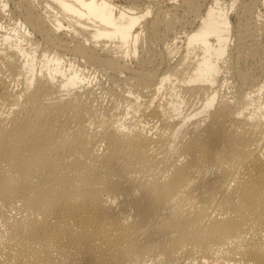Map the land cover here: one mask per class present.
<instances>
[{
  "label": "bare ground",
  "instance_id": "1",
  "mask_svg": "<svg viewBox=\"0 0 264 264\" xmlns=\"http://www.w3.org/2000/svg\"><path fill=\"white\" fill-rule=\"evenodd\" d=\"M122 1L0 0V264H264V0Z\"/></svg>",
  "mask_w": 264,
  "mask_h": 264
},
{
  "label": "rangeland",
  "instance_id": "2",
  "mask_svg": "<svg viewBox=\"0 0 264 264\" xmlns=\"http://www.w3.org/2000/svg\"><path fill=\"white\" fill-rule=\"evenodd\" d=\"M175 1H176V0H175ZM177 1H178V0H177ZM226 1L229 2V3L231 2V0H226ZM116 3H117L118 5H120V4H125L122 0H116ZM263 12H264V11H262V13H263ZM263 15H264V14H263ZM159 48H161V47H157V49H159ZM91 71H92V70H91ZM91 71H90V73H91ZM103 78H104V79H103ZM105 79H106V78L103 76V77H102L103 86H104V88L107 87L106 89L108 90V89H110V88L113 86V83L111 82L110 79H109V80H108V79L105 80ZM107 80H108V81H107ZM105 81H107V82H105ZM108 82H109V83H108ZM110 82H111V83H110ZM104 83H105V84H104ZM105 85H107V86H105ZM108 85H109V86H108ZM108 87H110V88H108ZM106 89H105V91H106ZM116 89H117V88H116ZM116 89H115V90H116ZM120 90H121V89H120ZM116 91H117V92H120V91H119V88H118V90H116Z\"/></svg>",
  "mask_w": 264,
  "mask_h": 264
}]
</instances>
